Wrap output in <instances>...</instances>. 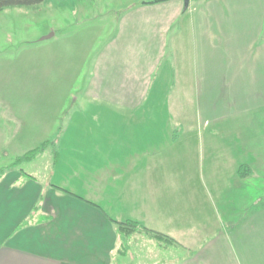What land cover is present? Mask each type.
<instances>
[{"label":"crops","instance_id":"obj_1","mask_svg":"<svg viewBox=\"0 0 264 264\" xmlns=\"http://www.w3.org/2000/svg\"><path fill=\"white\" fill-rule=\"evenodd\" d=\"M64 1L75 8L66 15L74 17L69 21L73 26L95 24L101 31L114 25L118 32L99 66L122 60L140 72L128 73L125 91H109L106 97L116 104L110 105L111 116H119L121 109L150 111L143 104L153 94L152 75L161 67L162 81L173 76L178 84L198 81V96L225 98L218 110L213 104L206 107L203 125L224 129L229 137L225 167L230 172H223L228 181L220 185L219 172H208L207 178L203 172H186L191 201L185 205V172L168 169L160 155L162 145L147 141L151 146L145 147L121 139L118 122H111L106 125L111 136L99 145L114 172H91L97 177L96 192L103 190L88 197L81 173L80 182L74 179L68 188L59 185L54 181L62 172L45 165L32 172L25 169L51 154L50 144L33 160L14 165L35 149H22L21 128L12 122L8 91L0 85V169L6 170L0 179V264H119V235L112 220L135 221L175 238L187 252L179 264H264V0H188L187 6L185 0H112L109 5L107 0ZM116 6L123 8L118 15ZM100 17L107 19L98 22ZM117 41L130 46L128 52L120 48L125 59L115 55ZM139 46L146 49L131 52ZM161 86L167 90L166 84ZM103 95L97 91L96 96ZM120 97L126 98L122 105ZM214 137L211 132L209 140ZM242 146L256 155L245 157ZM247 164L253 172L241 177L238 171ZM213 191L221 193L219 206L213 205ZM213 224L225 225L224 232L215 229L218 237H213ZM128 251L124 258L135 256ZM172 261L178 260L162 259L160 264Z\"/></svg>","mask_w":264,"mask_h":264},{"label":"rangeland","instance_id":"obj_2","mask_svg":"<svg viewBox=\"0 0 264 264\" xmlns=\"http://www.w3.org/2000/svg\"><path fill=\"white\" fill-rule=\"evenodd\" d=\"M106 2L105 5L113 3L112 0ZM74 9L65 4L64 0H43L37 5L10 7L0 13V85L1 89L8 91L12 122L21 128L24 142L21 147L25 150H44L50 144L51 148V154H40V159L25 169L32 172L42 169L43 165L45 168L51 167V172H62L61 176L55 177L54 182L67 188L74 185L71 182L74 179L81 181V173L84 183L82 191L88 197H96L103 187L100 189L99 186L100 190L96 192L97 177L91 172H114L112 161L106 159V152L104 154L100 150L99 143L111 136L108 135L106 125L118 122L117 133L121 139H134L144 143L145 147L151 146L148 142L162 145L159 150L163 153L160 155L169 164L168 169L185 172V205L191 201V198L188 199L189 185L186 181L191 180L186 172H190V175L203 172L205 178L208 172H219L222 174L217 179L218 183L221 185L227 182L228 178L225 180L223 172H230L225 167L229 137L224 129L203 125L207 115L204 114L206 107L213 104V108L218 110L225 98L219 101V97H207L206 94L198 96V81H192L191 86L185 81L178 84L174 76L166 82L162 81L161 67L152 75L150 86L156 96L152 94L143 104L150 106V111L145 112L146 108H143L140 112L131 113L121 109L119 116H111L108 113L113 110L110 105L116 104H111L112 98L106 97L109 91H125L128 73L135 76L140 72L138 68L134 72V66L123 64L122 60L119 64L99 66L101 54L105 55L111 50L109 47L118 32L114 30V25L101 27L106 17L99 18L101 25L96 24L102 28L101 31L95 30V24L91 27L73 26L69 21L74 17L66 15H70V11L73 14ZM114 9L118 15L123 8L116 6ZM76 19L83 20L79 17ZM55 31L56 37L51 38ZM139 47H133L131 52L140 53L143 51L141 49H146L144 46ZM115 48L117 58L125 59L120 58V51L127 48L128 52L130 46L120 45L117 41ZM165 84L167 90L161 86ZM99 90H103L102 97L96 96ZM164 92L165 95L161 96ZM125 99L120 97L119 103L124 104ZM163 105L168 107L167 114ZM197 124L199 126L196 127ZM198 130L199 137L196 136ZM211 132L216 138L214 141L211 138L209 140ZM48 139L50 142L41 144ZM241 153H245V157H248V153L256 155L245 146H242ZM171 157L179 160L171 162ZM120 161L127 162L124 159ZM64 172H72L73 175L66 176ZM220 195V192L213 191V205L217 203L219 206ZM221 216L222 211L216 214L218 223H221ZM218 227L219 231H225V225L213 224V237L219 236L214 234ZM128 248L135 252V256L132 254L131 258H124L115 255L117 261L120 260L119 264H160L162 259H176L178 261H172L171 264H179L181 255L183 260L187 256V252L179 245L161 246L144 234L131 236ZM146 252L149 257H145Z\"/></svg>","mask_w":264,"mask_h":264},{"label":"trees","instance_id":"obj_3","mask_svg":"<svg viewBox=\"0 0 264 264\" xmlns=\"http://www.w3.org/2000/svg\"><path fill=\"white\" fill-rule=\"evenodd\" d=\"M43 0H0V13L4 11L7 8L10 7H22V6H28V5H37L42 3ZM158 1H164V0H158ZM43 149H35L27 154H25L23 157L19 158L14 165L18 166L26 161H31L33 160L36 156H38ZM4 169H0V179L3 177V174L5 172ZM239 175L241 177H249L251 173L253 172L250 166L248 165H243L239 169ZM67 194L73 195L72 193L65 191ZM37 211V210H36ZM31 221V220H30ZM117 227V232L119 235V241L121 242V247H119V255H126L127 251L129 250L128 248V240L131 236L133 235H140L144 234L147 238H149L152 241H156L159 243L161 246H168V245H179V242L172 238L169 235L151 230L147 228L146 226L135 222V221H115L112 220ZM24 224V226H26Z\"/></svg>","mask_w":264,"mask_h":264},{"label":"water","instance_id":"obj_4","mask_svg":"<svg viewBox=\"0 0 264 264\" xmlns=\"http://www.w3.org/2000/svg\"><path fill=\"white\" fill-rule=\"evenodd\" d=\"M185 4H186V6L188 5V0H185ZM52 35H53V34H52ZM52 35H51V36H52ZM48 38H49V37H48Z\"/></svg>","mask_w":264,"mask_h":264}]
</instances>
